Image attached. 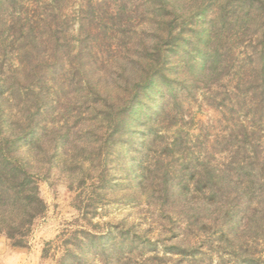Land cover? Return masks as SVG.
Listing matches in <instances>:
<instances>
[{
  "label": "rangeland",
  "instance_id": "374dc122",
  "mask_svg": "<svg viewBox=\"0 0 264 264\" xmlns=\"http://www.w3.org/2000/svg\"><path fill=\"white\" fill-rule=\"evenodd\" d=\"M146 1L0 0V92L7 90L14 98L9 103L14 109L39 104L41 126L69 129L71 140L78 141L79 131L95 125L92 107H100L104 88L113 93L115 78L122 86L119 64L138 61L139 50L150 39L145 33H152L147 29ZM228 1L223 11L234 20L242 0ZM180 2L184 15L195 13L184 22L187 53L182 58L178 50L165 66L163 97L141 93L142 107L134 108L109 157L105 187H96L97 162L92 177L83 183L78 174L70 181L59 162L40 183L47 210L21 248L42 254L45 244L53 243L39 264H56L61 240L74 231L106 229L116 232L110 256L108 250L98 253L96 261L87 255V264H264L260 193L252 197L255 209L249 221L234 197L226 204L219 199L203 202L199 194L222 190L225 198L244 180L248 185L242 187L259 190L256 181L264 175L261 66L255 57L247 58L252 48L239 47L233 49L236 55L224 79L225 73L202 79L196 71L202 20L213 17L221 1ZM204 7V18H196ZM258 30L250 24L249 38ZM172 66L176 68L169 72ZM86 79L99 92L94 99L84 97ZM171 82L174 96L167 88ZM223 174L230 176V183L223 181ZM198 177L208 181L197 185ZM221 209L230 214L225 221L215 214ZM187 244L199 247L195 257L174 251ZM5 247L11 248L0 236V255ZM74 253L80 255L81 250Z\"/></svg>",
  "mask_w": 264,
  "mask_h": 264
},
{
  "label": "trees",
  "instance_id": "16d2710c",
  "mask_svg": "<svg viewBox=\"0 0 264 264\" xmlns=\"http://www.w3.org/2000/svg\"><path fill=\"white\" fill-rule=\"evenodd\" d=\"M214 1L216 3L221 1V4L219 3L221 7L218 6L213 17L204 18L206 7L195 16L204 18L202 34L198 42L202 49L198 52L201 60L196 69L197 74L202 79H206L225 73L224 79L231 68L230 61L236 55L233 49L237 50L240 47L242 51L250 47L253 52L247 54V58L257 59L258 65L261 66L260 72L264 83V0H242L240 11L234 20L229 17L228 12L223 11L225 8L228 9L226 6L228 0ZM187 8L191 9V6ZM183 9L184 6L180 0L146 1V10L149 13L147 29L152 33L149 31L145 33L150 39L141 51L139 50L138 61L119 64L122 86L115 78L112 83V87H115L113 93L107 87L104 88L106 97L102 96L100 107H92V112L97 113L95 125L79 131L78 141L71 140L69 129L62 132L58 127L50 129L47 126H41L37 120L41 115L39 104L35 103L30 107L23 105L21 109H14L13 105L9 104L14 98L11 95L9 97L7 90L0 92V236L6 238L11 248H24L33 225L45 214L47 206L40 196L39 186L41 182L47 181L58 162L61 171L68 174L70 181L74 175L78 174L80 175H77L78 177H82L81 183L92 177L94 164L97 162L100 168H98L99 175L95 177L96 187L100 189L105 187L103 174H106L104 171L109 157L120 142L125 126L133 118L134 108L142 107L141 93L148 95L156 92L163 97L162 79H164L167 64L173 55L178 54V50L183 53L182 58L187 53L186 36L189 31L186 30L188 28H185L184 22L195 13L192 10L190 13L187 12L189 16H186L182 12ZM250 24L258 26L259 30L251 34L249 38ZM230 25L233 27L228 28ZM193 46L197 48L195 44ZM255 46L258 48L256 52ZM175 68L176 66H172L169 72ZM192 68L193 65L190 66V70ZM90 82L86 79L84 88L88 94L84 97L88 95V98L94 99L99 92L96 86L92 89ZM174 85L175 83L171 82L167 86L172 96L177 92ZM38 90L40 93L41 88ZM124 90L127 95L124 94L126 93ZM260 178L256 181L259 190L242 187V185H248L244 180V182L237 181L240 186L237 185L234 194L226 195L225 198L222 190L209 192L202 190L199 194L201 198H204L203 202L205 199H219L224 200L226 204H229L234 197L238 200V208L244 213L243 219L249 221L255 209L251 205L255 193H260L258 203L264 204V175ZM203 179L208 181V177H198L195 184H205L201 181ZM222 179L230 183L231 178L223 174ZM253 184L255 187V182ZM225 203L223 205L226 206ZM215 214L222 216L223 221L230 216L222 209ZM193 219L191 224H194L192 222L195 219ZM91 227L94 229L97 226ZM119 233L120 238L123 239V231ZM115 234L116 232L109 229L94 233L89 230L74 231L71 238L61 240L62 254L56 264H87L85 262L87 255L91 254L92 260L96 261L98 253H104L106 250H108L106 257H109V250L113 247L110 242ZM58 239L60 236L56 238V241ZM51 245L53 243L45 244L42 251L43 258L47 254L46 247ZM76 249L81 250L80 255L74 253ZM198 249L197 244H187L184 247L177 246L174 251L184 256L195 257ZM108 262L105 260L103 264Z\"/></svg>",
  "mask_w": 264,
  "mask_h": 264
},
{
  "label": "crops",
  "instance_id": "0c3cea01",
  "mask_svg": "<svg viewBox=\"0 0 264 264\" xmlns=\"http://www.w3.org/2000/svg\"><path fill=\"white\" fill-rule=\"evenodd\" d=\"M0 255V264H39L42 259L40 250L24 251L5 247Z\"/></svg>",
  "mask_w": 264,
  "mask_h": 264
}]
</instances>
